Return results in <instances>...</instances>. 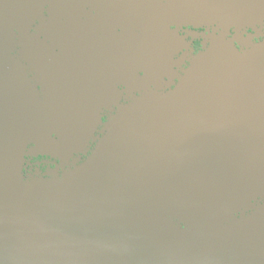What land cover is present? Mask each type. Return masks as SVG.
Listing matches in <instances>:
<instances>
[{
	"label": "water",
	"instance_id": "1",
	"mask_svg": "<svg viewBox=\"0 0 264 264\" xmlns=\"http://www.w3.org/2000/svg\"><path fill=\"white\" fill-rule=\"evenodd\" d=\"M100 4L121 29L113 97L88 86L80 58L111 41L91 37ZM173 26L209 35L166 92L185 46ZM260 37L264 0H0V264H264ZM54 49L56 94L36 68H51ZM22 81L51 92L56 138L37 140ZM113 105L101 145L79 164ZM28 154L58 158L62 171L25 180Z\"/></svg>",
	"mask_w": 264,
	"mask_h": 264
},
{
	"label": "flooded vegetation",
	"instance_id": "2",
	"mask_svg": "<svg viewBox=\"0 0 264 264\" xmlns=\"http://www.w3.org/2000/svg\"><path fill=\"white\" fill-rule=\"evenodd\" d=\"M101 7H105L100 13L104 16L101 21H93L92 26L90 27L91 37L94 39H109L110 43L104 44L105 47L98 50H94L92 45L88 43V49H85L81 54L80 58H83L87 61L88 66L85 71V81L90 88H104L107 94L113 95L116 94L114 88L117 90L120 89L117 81H114L116 77V73L114 70L116 69V65L113 64L115 62L114 57V43H116V38L120 36L121 29L118 27V20L114 16V11H110V4H100ZM99 5V6H100ZM87 10L92 14L96 15L97 12L92 7H87ZM112 15V17H111ZM92 22V21H90ZM172 31L177 32L179 37L182 39L185 46L176 52L172 61L174 67L170 69L167 73L168 76L164 77L163 80V88L166 92L170 90H174L177 85H179L180 77L184 76V71L188 70L191 66V63L198 54L203 51V45L205 42V35H209L207 28H195L193 26H173L171 27ZM210 32H213L212 29ZM248 34H255L251 29L247 30ZM236 36L235 32H231L230 39ZM245 35L244 37H246ZM263 40V37L256 38L255 41L260 42ZM237 45V43H236ZM238 46V45H237ZM112 49V56L109 55L108 51ZM61 50L54 49L51 50V57H55V59L51 58V67L54 68L56 74H54V78L59 80L62 78L63 70L61 69L64 65L61 63L63 59L61 56ZM111 63L113 65H109ZM66 64V60L64 59ZM56 68V69H55ZM118 69V68H117ZM81 71H79L80 73ZM108 80H105V79ZM112 80V81H111ZM116 100V99H115ZM117 105H113L112 111L102 110L100 112L101 123L94 130L93 135L90 137L88 144L84 148L81 156L76 155L75 158L82 159L81 163H85L92 156V154L96 151V149L101 145L102 140L106 135L105 125L107 124L110 116H113L117 112ZM61 161L52 156H37V157H27V172H36L37 170L42 173L45 177L52 170L55 169Z\"/></svg>",
	"mask_w": 264,
	"mask_h": 264
},
{
	"label": "rangeland",
	"instance_id": "3",
	"mask_svg": "<svg viewBox=\"0 0 264 264\" xmlns=\"http://www.w3.org/2000/svg\"><path fill=\"white\" fill-rule=\"evenodd\" d=\"M51 58L55 59V57H53V56ZM36 68H37V72L43 77L46 86L49 87V85H50L51 92L56 94L57 86H56V81H54L55 78L53 77L54 74H56L54 68L53 67L44 68L43 66H39V65ZM50 70H51V74H50ZM18 76H19V74H18ZM23 88H24V92H25L26 101L28 102L29 110L31 111V114H30L31 124H33L37 134L39 135V137H37V140L44 141L45 137L50 138V133H51V138L55 137L54 134L56 132L57 126L58 127L62 126L63 121H61V118H59V113L57 112V106L54 105L53 102H51V104H50L51 99H49V98L52 97V95H50L51 92H49L50 94L48 93V95H47V93H45L43 96H41L40 87L31 85L28 82L27 83L23 82ZM44 120L47 121V123ZM52 139H51V142H54ZM40 150H42V149L37 148L35 150L36 152H33V153L38 154ZM79 155L81 156V154H78V156ZM38 156H40V155H38ZM41 156H49V155H41ZM27 157H37V156L28 154L25 157V162H24V166H23V177L25 180L31 181V180H36V179L37 180L47 179V178L51 177L53 172L62 171L61 166L59 164L55 169H52L47 174V177L42 175V173L38 170L36 172L28 171V174H26V172H27V165H26L27 164ZM81 160L82 159H80L79 164H82Z\"/></svg>",
	"mask_w": 264,
	"mask_h": 264
}]
</instances>
